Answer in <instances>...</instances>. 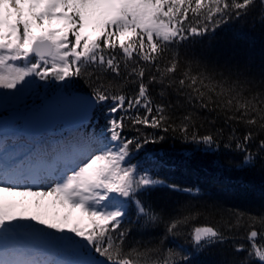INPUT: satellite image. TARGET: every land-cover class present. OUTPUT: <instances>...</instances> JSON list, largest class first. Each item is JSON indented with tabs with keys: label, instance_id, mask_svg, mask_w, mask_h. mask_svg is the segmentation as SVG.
<instances>
[{
	"label": "snow or ice",
	"instance_id": "snow-or-ice-1",
	"mask_svg": "<svg viewBox=\"0 0 264 264\" xmlns=\"http://www.w3.org/2000/svg\"><path fill=\"white\" fill-rule=\"evenodd\" d=\"M242 16L264 25V0H0V95L83 81L88 110L105 117L99 132H77L26 167L0 168V264H73L58 258L69 252L75 264H190L188 250L165 243L197 217L207 226L189 233L195 251L243 229L248 247L233 252L247 256L227 264H264V215L225 211L198 188L181 189L192 198L178 209L157 208L142 196L164 182L132 163L172 134L208 149L234 145L244 165L264 164V79L181 51ZM15 197L64 211L32 212ZM130 215L141 239H130ZM24 225L60 239L45 250Z\"/></svg>",
	"mask_w": 264,
	"mask_h": 264
},
{
	"label": "trees",
	"instance_id": "trees-1",
	"mask_svg": "<svg viewBox=\"0 0 264 264\" xmlns=\"http://www.w3.org/2000/svg\"><path fill=\"white\" fill-rule=\"evenodd\" d=\"M181 51L210 63L238 67L243 70L245 76L256 81L264 79V25L254 21L251 16H242L239 20L233 18L228 23L217 27L214 32L181 45ZM59 88L74 94L87 91L83 81H76L71 89H64L58 83L45 84L37 81L35 87L26 89L21 94L3 93L0 95V105L8 104V98L20 100L23 111L29 112L32 107L40 105L43 98L56 95ZM20 111L22 110L14 105L8 109L0 106V126L8 122L11 118L9 116ZM104 123L105 117L98 110L93 111V116L86 125L76 130H69L59 124L56 129L48 133L26 136L22 123L16 136L3 137L1 154L4 161L13 165V169L23 168L39 154L49 150L52 145L77 132L85 130L99 132L104 127ZM200 130L205 131L203 128ZM26 155V160L21 164L19 157ZM132 163H139L142 167L150 168L152 177L164 182L163 185H157L142 196V199L157 208L178 209L183 202L192 198L181 189L198 188L200 199L216 202L222 205L225 211H238L255 216L264 215V164L256 161L253 164L244 165L243 153L236 151L234 145L231 149H225L223 145L219 149L215 147L208 149L204 145H196L168 134L163 142L145 145L133 157ZM167 185H176L177 190ZM37 210L48 216L53 215L45 205L40 209H36L35 204L31 205L30 211ZM128 219L131 220V224L127 223ZM126 226L132 229L130 239L142 238L140 235L142 230L137 228L135 215L126 218ZM197 226L207 225L202 218L197 217L183 226L179 236L166 241L165 247H177V250L182 247L188 250L191 253L190 264H227L233 259L247 256L246 252H233V247L237 243L248 247L243 229L230 234V239L224 244L209 245L195 251L192 248L189 233ZM20 231L22 234L31 235L32 242L41 243L45 250H50L47 248L48 241L60 239L53 237L52 233H42L39 229L27 225L21 226ZM162 232L163 225L156 229L152 236L143 238L153 239ZM59 257L67 258L73 264L80 259L70 252L61 254ZM250 264H259V262L252 257Z\"/></svg>",
	"mask_w": 264,
	"mask_h": 264
},
{
	"label": "water",
	"instance_id": "water-1",
	"mask_svg": "<svg viewBox=\"0 0 264 264\" xmlns=\"http://www.w3.org/2000/svg\"><path fill=\"white\" fill-rule=\"evenodd\" d=\"M83 94L86 93H63L44 98L40 106H35L28 113L29 121L24 123L25 132L31 135L49 132L60 123L72 130L85 125L93 112L88 110Z\"/></svg>",
	"mask_w": 264,
	"mask_h": 264
},
{
	"label": "rangeland",
	"instance_id": "rangeland-1",
	"mask_svg": "<svg viewBox=\"0 0 264 264\" xmlns=\"http://www.w3.org/2000/svg\"><path fill=\"white\" fill-rule=\"evenodd\" d=\"M89 33L95 35V33L93 32L92 27L90 26L87 30ZM56 95L62 94V93H67V94H74V93H68V92H64L62 90V88H59L57 91ZM55 96V95H54ZM20 100H14V102L12 100H8L7 102H9V104L14 105L15 107H19L20 112H16L13 116H9L11 118H9L10 122L6 123V124H2L3 126L0 128L1 133L4 134V137H8V135L10 136L11 133L16 132L17 130H19L18 126H20L22 123L29 121L28 118V112H24L23 111V107L20 105ZM12 105H8L6 107L3 108H10ZM57 127V126H56ZM55 127V129H56ZM54 130V129H53ZM0 168H9L12 169L10 167V165L6 164L3 162L2 158L0 157ZM13 199H16V201H24L25 204L29 207V209L31 208V205L34 204L35 198L32 197H15ZM43 205L46 206V208L49 210L50 213L55 214L56 212H63L64 209H60L58 206H53L50 202V199H46L43 202ZM79 213H74V216H78Z\"/></svg>",
	"mask_w": 264,
	"mask_h": 264
}]
</instances>
